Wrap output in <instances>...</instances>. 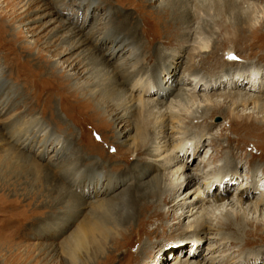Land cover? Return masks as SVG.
<instances>
[{"label":"bare ground","instance_id":"obj_1","mask_svg":"<svg viewBox=\"0 0 264 264\" xmlns=\"http://www.w3.org/2000/svg\"><path fill=\"white\" fill-rule=\"evenodd\" d=\"M3 1L4 4L0 7L1 27L6 26L5 18L8 12L19 19L26 17V13L21 16L17 12L20 8L17 6L19 4L18 0ZM84 1L95 5L93 0H80L79 4H84ZM125 1L127 5L133 6L136 11L140 10L141 13H145L144 15L152 13L153 16L155 15L162 20V31L157 32L150 28V30H153L152 32H157L152 37H159L160 49L152 54L156 44L147 43L148 45H146L144 41H141V37L137 32V21L131 16L125 18L123 23L121 22V24H117L114 27L108 22L101 29H97L99 31L97 35L100 45L111 47L108 50L109 57L103 60L96 59V63L84 61L82 64L78 60L73 62V59L72 61L70 59L72 63L66 77L72 80L71 86L73 87L71 89L77 92L76 94L82 101L85 100L82 96V90L85 89L89 97L101 103L98 115L105 122V130L111 133V139L113 140L111 143H114L112 145L118 150L124 148L123 152L133 159L127 169L132 171L139 170L141 172L140 178L147 176L148 178L138 184L135 183L133 186L129 185L127 193L123 194L125 198L122 196L119 207L116 208L113 207L115 205L113 200L116 199V196H111V194H113V190L119 183L114 181L109 175L104 185L97 187L94 193L90 195L95 196L93 197L94 201L97 200L99 202L95 205L92 204L90 211L106 214L108 211L115 210L116 215L113 218L117 226H115V232L112 235L119 233L123 238L125 234H130L132 237L136 236L137 239L142 235L150 239L151 230L148 231L146 226L150 221L151 215H153V211L155 213L158 211L170 213L177 224H186L185 229L189 234H187L186 238L179 241H170L154 248L153 251L158 254L153 257L156 260L155 264L159 263V253L163 257L162 260H164L165 264H262V261H264V223L262 224V219L264 221V180L256 174L258 164L254 163L255 161L251 162L250 167L248 166L249 168L242 173L245 177L243 181L246 183L238 184L234 189V193L230 192L231 186L235 183L232 177L235 173H232L231 170L229 171L231 167L230 163H227L228 160L225 161L226 166L219 168L220 164L217 165L216 157L218 152L225 151L224 153H228V156L234 162V157L238 155V152L235 151L237 146H233L229 141L231 140L229 136L220 138L222 133L219 136L211 135L210 128L213 123L211 121L207 122V118H204L203 121L205 122L202 123L203 121H200V118L207 110H211V114L219 113L226 119L224 124L231 125L233 121H238L237 124L240 127L243 122L242 118L247 117V114L253 113L246 112L250 105H252L253 111L256 109V113L263 112L262 114H264V74L258 77V73L261 71L256 65H249L245 69L235 64L234 67L231 66L233 69L226 70L222 74L223 77L221 79H208L204 75L205 73L199 71L198 65L193 64L190 53L196 52V56L199 55V57L200 53H207V57H209V54L214 56V51L209 48L210 45L203 40L198 32L194 31L196 29L197 31L198 29L204 31L205 27H211L210 19L207 20L205 18L208 14L218 15L223 12V15L227 16V21L219 25L224 31L228 30L229 27L236 31L244 27L248 30H254L258 25H254L256 23H252L250 18L255 13H260V17L264 16V11L260 7L264 0H211V2L207 0H151V2L157 3L155 4L157 9L149 11L144 8V5L147 4L146 0ZM199 2H202V4H199ZM37 4V0H27L25 3L27 8L24 7L22 12L34 5L33 12L39 10L40 7L43 9L41 5L37 6ZM201 10L206 14L205 16ZM7 22V28H9L10 21ZM219 23L215 22V24ZM193 24L197 26L194 28ZM59 27L65 28V25L59 23ZM33 29L34 26L32 29L27 27V32H31ZM14 31L15 36L20 34V29L15 28ZM75 32L73 29L65 32L63 36L65 43L63 45L49 44V46H54L51 50L53 55L58 56L60 59L66 56L61 60V64L66 63L69 66L68 58L74 54H80L76 50L81 43L74 38ZM193 33L195 34L192 40L194 45H191V51L189 50L190 52L185 56L184 46L188 42L187 38H190ZM107 42L109 43L107 44ZM113 43L115 44L113 45ZM6 45L8 44L6 43ZM172 45L175 46L170 52L178 60L175 62L173 60L171 62L166 61L165 65L162 64L157 68V64L156 66L154 64L161 60V51L170 49L166 47H171ZM144 46H146L145 49ZM119 49H122V55L121 57H116L113 60L114 65H112L109 60L114 52ZM223 51L226 53V58H235L232 54L237 55L231 48H225ZM254 53V51L251 53L247 52V58L253 56ZM163 55L167 56L166 54ZM255 56H257L256 53ZM182 57H185L184 60ZM258 57L256 60L261 59V55H258ZM201 59L205 58L201 57ZM230 59L227 62H231L229 61ZM149 62H151V65ZM58 64L59 61H54L50 64L51 71L55 74H57ZM184 67H189L188 70L191 69L190 73H192L193 78L190 81L185 77L188 73L183 70L177 83L175 82L176 80H169L168 82L167 78H170L173 70L184 69ZM79 73L84 75V80L81 82L83 89L79 88L80 83L75 79ZM141 74L146 76V81H141ZM63 76L61 75V78ZM63 78L66 79L65 77ZM2 84V81H0V93L3 88ZM50 85V89L53 90L57 87L61 102L63 100L62 91H64V87H59L58 84H49L47 86ZM217 89H220L218 93ZM152 91L154 95L151 96ZM40 94L44 96L47 102L50 94L48 92L47 94L42 92ZM6 101L2 103L0 114L9 110L10 106H8ZM47 105L51 117H53L52 119L54 121L59 120L58 113H54L55 110L51 109L52 104L48 102ZM239 107L241 109H238ZM197 109H200V111ZM104 110L111 111L110 118L103 115ZM27 111L32 112L30 106L25 109L26 113ZM197 112L202 114L195 116ZM191 114L192 117H190ZM16 117L17 120L20 118L24 119L20 122L10 120L6 132L11 144L16 145L21 151L26 146L32 147L31 145L39 146V150L42 147L43 150L48 141L53 144L60 142L53 135L49 125H46L45 121L40 118H27V115L24 114H19V117L16 114ZM103 117L107 119L104 120ZM260 118L262 121L259 122L263 125L264 115H261ZM195 127L198 131L199 128L206 132L209 131L208 134L210 135L206 141L198 143L197 139H199V136L195 135ZM116 128H118V133L115 136L112 133ZM230 128L232 129V126ZM260 128L263 129L264 127L261 126ZM131 132H133V135H131ZM105 136V133H103L102 138L104 139ZM189 139L191 141L187 142ZM222 139L224 144L219 147ZM128 141L130 143L126 147ZM259 143H254L252 146H259ZM60 145L63 146L62 151H66L64 145ZM203 146H206L207 150L212 149V153L204 157L203 160L199 161V165L196 164L195 168L191 169V165L186 160L188 158L186 154L197 152ZM54 150L61 153L59 147H55ZM174 150H177L176 155L180 156L178 159L175 157ZM260 150L264 152L263 148ZM115 152L118 151L115 150ZM182 154L183 156L181 157ZM242 154L243 156L245 155V153ZM248 156L246 154V157ZM16 158L24 159L26 156L17 151ZM253 159L255 157L251 158V160ZM27 160L31 166L38 169L32 161ZM134 161L136 162L133 163ZM214 163L215 166H213ZM78 165L80 163L76 159L70 167L62 169L59 174L66 173L69 169L75 170ZM232 168L237 169L239 167L234 166ZM107 175L106 172L97 173L91 175L89 180L99 182L102 176ZM212 175L216 176L215 181L218 183L216 182L215 186L210 187L209 185L213 183L209 181ZM183 176L184 178L182 179ZM253 180L255 181V188L251 190L249 188L252 187L251 181ZM247 183H250V185ZM219 184L220 186H218ZM190 185L191 187L181 195L180 189ZM138 186L139 188H137ZM123 198L125 199L124 201ZM163 208L166 210H163ZM232 214L235 217L234 221L229 218ZM249 215L251 216L249 217ZM95 218L98 217L95 215ZM132 221L136 222L134 226ZM243 222L247 226L252 227L254 231L243 229ZM103 225L92 222L90 227H87L88 231L86 233H88L92 243L95 244L98 235H104L110 231ZM171 225V222L166 224L169 227ZM258 229L260 230L258 231ZM80 232L81 230L76 228L70 232L66 237L65 245L75 243ZM204 233L208 234L207 238H210V243H207L204 253H199L196 250L199 246L203 248L205 244L203 240L201 241V235ZM211 241L214 242L211 243ZM187 243H190V245ZM245 243H249L253 247L248 252H245L243 248ZM141 246H139V250H141ZM146 246L148 247V245ZM171 250H175L176 253H172ZM185 250L186 253L184 254ZM67 253H69L68 247ZM170 256L173 257L172 263H166ZM145 264L153 263L148 261Z\"/></svg>","mask_w":264,"mask_h":264},{"label":"rangeland","instance_id":"obj_2","mask_svg":"<svg viewBox=\"0 0 264 264\" xmlns=\"http://www.w3.org/2000/svg\"><path fill=\"white\" fill-rule=\"evenodd\" d=\"M26 1L18 0L19 4L17 5L20 7L17 12L21 16L27 14L24 19L13 17L8 12L5 18L6 26H0V81L4 84H2L3 88L0 93V111L3 101L7 100L6 103L10 106L9 110L0 114V264H145L148 261L155 264L156 260L153 257L158 254L153 251L154 248L170 241H179L186 238L189 235L185 229L186 224H177L170 213H164L163 211L155 213L153 211V215H151L146 226L148 231L151 230L150 239L145 238L143 235L137 239L136 236L132 237L130 234H125L123 238L119 233L112 235L115 232V226H117L113 218L116 215L115 210L105 212L106 214L90 211L92 204L99 203L97 200L94 201L93 197L95 196L90 195L94 193L97 187L104 185L109 175L119 183L113 190V194H111V196H116V199L113 200L115 203L113 207L116 208L119 207L123 194L127 193V187L145 181L148 176L140 178L141 172L139 170L127 169L133 159L123 152L124 148L118 150L112 145L114 143H111V141L113 142L111 133L105 130V122L98 115L101 103L89 97L85 89L82 88L83 73H79L75 77L76 81L80 83L79 88L83 89L82 96L85 98L83 101L76 94L77 92L71 89L73 87L71 86L72 80L67 78L66 74L70 71V64L72 63L70 59L71 61L73 59V62L78 60L82 64L84 61L96 63V59L103 60L109 57L108 50L111 47L100 45L97 35V32H99L97 29H101L104 24L109 22L114 27L131 16L137 21V32L141 37V41H144L146 45L156 44L155 50L152 51V54H154L160 49L161 45L159 37H152V35L162 31L163 22L155 15L153 16L152 13L144 15L145 13H141L140 10L136 11L133 6L126 4L125 0H93L95 5L86 1L83 2L85 5H80V0H37V6L41 5L43 9L40 7L39 10L33 12L35 5H30L31 7L22 12L24 7L27 8ZM146 1L147 4L144 5L146 11L157 9L156 2ZM207 1L211 2V0ZM3 4L4 1L0 0V7ZM199 4H202V2H199ZM260 7L264 11V1ZM201 12L204 16L206 15L202 10ZM205 18L210 19L211 27H205L204 31L199 29L194 31L198 32L203 40L210 45L209 48L214 51V56L209 54V57H207V53H200L199 57V55L196 56V52L190 53V58L193 60V64L195 63L194 65H198L199 71L205 73L204 75L208 79H221L222 74L226 70L233 69L235 64L245 69L249 65H256L261 71L258 73V77H261L264 74V16L260 17V13H255L250 21L256 23L254 25H258V27L254 30H248L245 27L240 28L239 32L233 30L232 27L225 31L219 27L221 23L227 21V16L223 15V12L218 15L208 14ZM7 21H10L9 28H7ZM215 22L220 23L215 24ZM59 23L64 24L65 28L59 27ZM33 26L34 29L27 32V27L32 29ZM196 26V24H193L194 28ZM15 28L20 29V34L17 36L14 34ZM150 28L157 32H152L153 30H150ZM70 29L76 31L74 38L79 40L81 45L76 50L80 54L70 56L68 58L69 66H67L66 63L61 64V60L66 56L60 59L58 56L53 55L51 50L54 46H49V44L63 45L65 43L63 36ZM194 36L193 33L190 38H187L188 42L184 46L185 56L188 55L187 53L191 51L194 45L192 41ZM173 46L175 45L166 47L170 49L161 51L163 57L160 56L161 60L154 64L155 66L157 64V68L162 64L165 65L166 61L171 62L173 60L175 62L178 60L170 52ZM225 48H231L237 54H232L235 58H226V53L223 51ZM121 50L114 52L109 63L114 65L113 60L116 57H121ZM252 51L257 56L254 53L248 59L247 52L251 53ZM118 53L119 55H117ZM258 55H261L260 60H256L259 58ZM201 57L205 59H201ZM182 58L184 60L185 57ZM228 59L231 62H227ZM54 61H59L56 69L57 74L51 71L50 64ZM159 62L160 64H158ZM149 64L151 65V62ZM188 68L173 70L170 76L171 79L167 78L168 82L169 80H176L177 83L183 70L188 73L185 77L190 81L193 77L190 73L191 69L188 70ZM61 75H64L63 77L66 79L61 78ZM141 76V81H146V76L144 74H141ZM56 83L59 87H64L61 102L57 87L53 90L50 89L51 85L47 86L49 84L57 85ZM52 86L54 87V85ZM216 91L218 93L220 89ZM41 92L50 94L47 102L44 96L40 94ZM152 95H154L153 91L151 92ZM37 100L39 101L36 102ZM48 102L52 104L51 109L55 110L54 113H58L59 120L54 121L52 119L53 117H51L50 110L47 107ZM28 106H30L32 112L27 111L26 113L25 109ZM238 109H241V107ZM197 110L200 111V109ZM255 111L252 110V105L248 107L246 112L253 113L242 118L243 122L240 127L237 124L238 121H233L231 125L224 124L226 119L219 113L211 114V110H207L200 118V121L207 118V122L211 121L213 123L210 128L211 135L219 136L222 133L220 138L229 136L231 139L229 141L233 146H237L238 150L235 149V151L238 152V155L234 157V162L228 156V153H224L225 151L218 152L216 157L217 165L220 164L219 168L226 166L225 161L230 159L229 162L227 161L231 167L229 171L235 173V175H231L235 180L230 191L233 193L238 184L246 183L243 181L245 177L242 173L250 167L253 161L258 164L256 167L257 176H261L264 180V152L260 150L261 148L264 149V128H260L261 126L264 127V124L262 125L259 122L262 121L260 117L264 114ZM16 114L18 117L19 114H24L27 115V118L37 117L45 121L46 125H49L53 131V135L60 142L53 144L48 141L43 150L42 147L39 150V146L31 145L32 147L26 146L21 151L16 145L11 144L6 132L10 120L20 122L24 119L17 120ZM200 114L202 113L197 112L195 116ZM103 115L110 118L111 111L104 110ZM190 117H192V114ZM103 118L104 120L107 119L106 117ZM254 121L256 122L254 123ZM229 126H232V129ZM117 131L118 128L114 129L112 135L116 136ZM194 131L195 135L199 136V139L196 138L198 143L206 141L210 135L208 134L209 131H203L201 128L198 131L195 127ZM103 133L106 135L104 139L102 138ZM131 133L133 135V132ZM190 141V139L187 140V142ZM129 143L130 141L126 143V147L129 146ZM254 143H259V146L253 147ZM60 144L64 145L66 151H62L63 146ZM222 144H224L223 139L220 140L219 147ZM55 147H59L61 153L56 152ZM115 150L118 152H115ZM177 150L173 152L178 159L180 156L176 155ZM211 150H207V147L203 146L199 151L191 153L192 155L190 153L186 154V157L188 156L186 160L191 165V169L195 168L196 164H200L199 161L203 160L204 157L212 153ZM17 151L32 161L38 169L31 166L26 158H16ZM242 153H245V155L243 156ZM246 154L249 156L246 157ZM252 157H255V159L251 160ZM76 159L80 165L75 170L69 169L66 173L59 174L62 169L70 167ZM213 166H215V163ZM234 166L239 168H232ZM105 172L108 175L102 176L99 182L89 180L91 175ZM248 172L250 173V171ZM215 179L216 176L214 175L210 177L209 181L213 182L209 185L210 187L215 186L217 182ZM254 183V180L251 181L252 187L249 189L253 190L255 188ZM247 184L250 185V183ZM190 187L191 185L181 188V195ZM123 197L125 198V196ZM163 210L166 209L163 208ZM94 214L98 218H95ZM229 218L231 221L235 220L233 214ZM92 222L99 223V225L104 224V227L110 229L108 233L98 235L95 244L92 243L88 233H86ZM168 222H171V227L166 226ZM135 223V221H132L133 226ZM242 227L254 231L252 227L247 226L244 222ZM75 228L81 230L77 237L78 240L75 243L65 245L67 235ZM207 235L206 233L201 235V241L203 240L205 244L203 248L202 246L198 247L196 251L199 253H204L207 243H210V238H207ZM213 242L211 241V243ZM142 243L144 244L141 246ZM187 244L190 245V243ZM139 246H141V250H139ZM67 247L69 253H67ZM243 248L245 252H248L253 247L249 243H245ZM171 252L176 253L175 250H171ZM171 256L166 263L171 262L173 258ZM158 258V264H165L160 253ZM262 264H264V261H262Z\"/></svg>","mask_w":264,"mask_h":264}]
</instances>
